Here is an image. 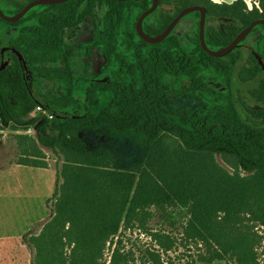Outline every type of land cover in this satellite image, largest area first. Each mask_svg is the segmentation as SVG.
Instances as JSON below:
<instances>
[{
	"label": "trees",
	"instance_id": "1",
	"mask_svg": "<svg viewBox=\"0 0 264 264\" xmlns=\"http://www.w3.org/2000/svg\"><path fill=\"white\" fill-rule=\"evenodd\" d=\"M29 1L9 0L6 14ZM160 1L178 9L157 8L146 16L142 28L148 35L162 32L187 6H204L207 16L230 17V23L220 26L206 20L205 42L212 49L226 46L251 21L264 18V0L251 9L243 0ZM150 5L151 0H67L34 6L16 22L0 18L17 27L6 43L19 50L31 76L62 84L61 93L51 96L38 88L30 93L11 52V61L0 71V130H34V135H15L17 163L47 168L44 148L64 155L49 198L53 215L37 233L28 231L22 238L33 250L31 264H137V258L139 264H173L169 252L178 243L197 248L192 264H260L264 258V235L256 229L264 226L261 109L245 107L250 115L244 117L229 89L219 92L223 100L210 109L174 105L169 84L171 78H189L192 91L211 93L208 73L228 87L232 75L246 80L261 68L251 53L252 62L237 66L243 57L237 48L223 57L209 56L199 43L198 28L188 36L187 47L174 29L160 42L144 41L135 23ZM88 18L96 25L93 37L82 46L69 43L66 32ZM263 30L257 25L249 34L259 40L256 49L264 43ZM75 48L83 55L92 48L100 52L101 74L109 80L77 76ZM251 95L263 99L264 83ZM37 105L53 118L37 113ZM64 112L70 117L59 118ZM104 127L113 129L111 135L138 140L142 157L120 168L115 154L86 138L88 130L99 133ZM180 212L185 213L178 216L180 238L146 226L153 213L174 225L172 214ZM134 227L148 232L153 243L137 249L138 256L123 235Z\"/></svg>",
	"mask_w": 264,
	"mask_h": 264
},
{
	"label": "rangeland",
	"instance_id": "2",
	"mask_svg": "<svg viewBox=\"0 0 264 264\" xmlns=\"http://www.w3.org/2000/svg\"><path fill=\"white\" fill-rule=\"evenodd\" d=\"M212 1L217 3H230L233 0ZM243 1L246 3L247 7H252L254 4H258V0ZM0 5L4 8L2 1H0ZM197 19L198 18L194 12L188 13L177 22L174 28L175 32L180 34L181 42L184 47L189 46V40H187L188 36H193L197 32ZM92 20V18H88L78 29L66 32V40L76 46L82 45L90 35V29L93 26ZM95 20L98 23L99 17L96 16ZM213 23L216 24L215 22ZM6 28L7 26L0 22V40L3 42H7L10 36V34L5 35L3 33ZM13 33L14 32H12V34ZM253 46L256 49L257 45L254 44ZM256 50L260 51V55L264 58V43H261ZM241 53L243 59H245V50H241ZM72 61L75 74L77 76L85 74V76L89 78L95 76L97 73L99 65L103 61V56L93 50V54L90 57H87L81 53V50L75 48V54L72 57ZM85 62H90L86 71H84ZM243 63V65L246 64L245 61ZM208 75L210 78L207 80V85L216 89V91L210 89L211 93L192 91L190 89L192 83L183 86L182 82L186 78H171L169 84L171 89L175 91L171 96V102L174 105H182L187 108L202 107L208 109L214 104L220 103L223 100V97L219 92H221V89H223L222 87L225 86V82L222 81L220 76L212 72L208 73ZM29 87L31 89L38 88L40 94L45 96H51L53 94L61 93L62 91V84L60 82L55 80H45L41 77H32L29 81ZM214 91L215 94L212 93ZM233 96H236L235 98L238 102L237 106L244 117L250 115V112L245 110V107L256 110L261 106L256 101L251 102V95L242 87H238L233 92ZM2 128L3 129L0 130V169H4L5 167L18 162L20 150L15 135L23 132L34 135V130L32 128L27 131H23L22 129H11L9 126H3ZM99 131L100 134L93 130H88L85 133L87 140L94 144H100L115 154L120 168H126L142 157L144 150L143 147L140 146L138 140L122 135H111L113 129L109 127H104ZM43 153V160L48 164L47 168L53 171L52 174L53 177H55L57 169L64 160V155L62 153L55 154L47 148L43 149ZM66 159H68V157H66ZM216 159L221 166L230 170L228 165L221 160L220 156L216 155ZM48 174L49 173H45L46 177L43 178L44 180L47 178L48 182L36 187L34 190H30L32 187L22 189L17 183L20 174H15L13 176L8 174L4 177V180L0 179V264H31L33 250L22 238L28 231L37 233L42 224L53 215V200L49 198L54 189V184L48 185L50 179ZM25 177H27V175ZM28 191H30V193L23 196V193H28ZM180 213L181 214H172V216L175 217L174 219H176L174 225L168 223V221L171 220L166 221L159 213H153L151 218L146 222V226L151 231L164 232L180 238L183 228L180 226L178 216L184 217L185 215L183 212ZM256 229L264 235V226H257ZM123 235L126 237L125 244L127 248H133L137 256V249H143L153 244L148 232H145L140 227L124 230ZM177 246L178 247L169 252L173 264H192L191 260L196 257L197 248L192 247L190 244L184 245L178 243ZM136 261L137 264H139L138 258ZM260 264H264V258L262 257L260 258Z\"/></svg>",
	"mask_w": 264,
	"mask_h": 264
},
{
	"label": "water",
	"instance_id": "3",
	"mask_svg": "<svg viewBox=\"0 0 264 264\" xmlns=\"http://www.w3.org/2000/svg\"><path fill=\"white\" fill-rule=\"evenodd\" d=\"M67 0H31L27 2L18 12L12 15H6L0 8V18L7 21V22H16L19 20L29 9H31L34 6L42 5V4H56L60 2H65ZM117 1H127V0H117ZM156 8H161L163 10H166L168 12H172L175 10L176 5L169 4L167 2H161L160 0H151V5L144 11L140 13V15L136 19L135 23V31L144 41L148 43H157L163 40L176 26L177 22L186 14L191 12H198L199 13V19H198V37H199V43L202 47V49L209 55L213 57H223L227 55L230 51H232L235 47L238 46L240 41L246 37L249 32L252 30V28L258 24L264 25V19H256L250 22L249 25L244 27L230 42L224 47H220L217 49L210 48L206 42H205V24H206V8L204 6L200 5H192L187 6L184 8H181L179 12L174 16V18L168 23V25L164 28V30L158 34L155 35H148L144 32L142 28L143 20L146 16L151 14L153 11H155ZM10 50H12L18 59V62L20 64L21 71L24 75H26L28 78L31 77L30 69L26 63V61L23 59L22 55L20 54L19 50L15 47H8ZM2 48L1 52L4 51ZM253 54L255 55L257 61L264 69V64L262 62L261 57L253 51ZM5 62L0 63V71L4 68ZM190 82L183 83V86H187ZM28 90L30 93L34 94L35 89H31L28 87ZM59 118L62 117H70V115L66 112H64L62 115L58 116Z\"/></svg>",
	"mask_w": 264,
	"mask_h": 264
},
{
	"label": "flooded vegetation",
	"instance_id": "4",
	"mask_svg": "<svg viewBox=\"0 0 264 264\" xmlns=\"http://www.w3.org/2000/svg\"><path fill=\"white\" fill-rule=\"evenodd\" d=\"M0 1H2L3 2V4H4V8L0 5V8H1V10L6 14V11L7 10H9V3H8V1L9 0H0ZM157 9V8H156ZM155 9V10H156ZM161 9V8H160ZM176 9H178V7H176L175 8V10ZM175 10H173V11H175ZM172 11V12H173ZM179 12V11H178ZM15 14V13H14ZM6 15H12V14H6ZM207 15V14H206ZM258 19H264V18H258ZM206 20H208V21H212V23L213 22H215L216 24V26H220V25H222V24H226V23H230L231 21H232V19L230 18V17H214V16H207V19ZM252 22V21H251ZM82 25V24H81ZM80 25V26H81ZM258 25H262V24H258ZM7 26V25H6ZM79 26V27H80ZM257 26V25H256ZM263 27H264V25H262ZM79 27H76L75 29H78ZM255 27V26H254ZM253 27V28H254ZM175 28V27H174ZM253 28H252V30H253ZM74 29V30H75ZM95 29H96V25L93 23V26H92V28L90 29V35H89V37L85 40V42H87L88 40H90L92 37H93V35H94V32H95ZM17 30V27L16 26H13V25H9V26H7V28L3 31V33L5 34V35H11L12 34V32H15ZM251 30V31H252ZM251 31L249 32V34L251 33ZM263 32H264V30H263ZM249 34L246 36V37H244L241 41H240V43L238 44V46L237 47H235L234 49H238L239 51H241V50H245V59H243V57L242 58H239L238 60H237V62H236V65L237 66H241V65H243L244 63V61L246 62V65L249 63V62H252L250 59H249V54L251 53V54H253V51L254 52H256L255 50H254V48H253V45L254 44H257L258 42H259V40H258V38L257 37H253V36H249ZM248 40H249V42H248ZM83 45V44H82ZM82 45H77V46H82ZM8 47H13V46H11L10 44H7L6 42L5 43H3L1 46H0V63L1 62H5V65H4V67L6 66V65H8L9 64V62L11 61V59H12V56H11V53H13L15 56H16V54L12 51V50H10ZM2 48H7V49H4V51L3 52H1V49ZM233 49V50H234ZM93 50L94 51H96V52H98L95 48H92L91 49V51H90V54L89 55H85V56H87V57H90L92 54H93ZM232 50V51H233ZM232 51H230V52H232ZM9 52H11V53H9ZM229 52V53H230ZM98 53H100V52H98ZM228 53V54H229ZM257 53V52H256ZM101 54V53H100ZM258 54V53H257ZM259 55V54H258ZM253 56L255 57V55L253 54ZM260 57H261V59H262V62H263V64H264V58L261 56V55H259ZM16 58H17V56H16ZM243 59V60H242ZM255 59H256V57H255ZM256 61H257V59H256ZM243 63V64H242ZM257 63H258V65L260 66V68H261V72L260 73H257L254 77H252V78H250V79H246V80H241V79H239L235 74L234 75H232V77L230 78V83H229V86L227 87V85H226V83H225V86L224 87H222L223 89H221V91H227V89H229L230 91H231V93H233L238 87H242V88H244L245 90H246V92H248L250 95H251V91L254 89V88H256L257 86H258V84L259 83H261V82H263L264 83V69L262 68V66L259 64V62L257 61ZM84 65L85 66H87V65H90V62H85L84 63ZM103 65H104V57H103V61L101 62V64L99 65V69H98V71H97V73L95 74V76H91V77H89L91 80H93V81H97L98 79H105V81H108L109 79L105 76V75H102L101 74V69H102V67H103ZM23 76H24V80H25V82H26V85H28V82L31 80V78H32V76L30 77V78H28L26 75H24L23 74ZM42 78V77H41ZM44 79V78H43ZM45 80H47V79H45ZM92 81V82H93ZM190 82V83H193L192 82V80H190L189 78H186V79H184L183 80V82L182 83H185V82ZM30 88V87H29ZM212 88V87H211ZM213 90H215L216 91V89L215 88H212ZM236 96H234V98H235ZM251 102H254V101H256L257 103H259L261 106H260V109H261V119L262 120H264V98L263 99H261V100H258V99H256L255 97H253L252 95H251ZM236 99V98H235Z\"/></svg>",
	"mask_w": 264,
	"mask_h": 264
},
{
	"label": "crops",
	"instance_id": "5",
	"mask_svg": "<svg viewBox=\"0 0 264 264\" xmlns=\"http://www.w3.org/2000/svg\"><path fill=\"white\" fill-rule=\"evenodd\" d=\"M45 173H49L48 175L50 179L48 185L54 184L56 176L53 177V171L49 168L34 167L20 163H14L8 167H5L4 169H0V179L4 180V177L8 174H11V176L20 174L17 179V183L22 187V189L32 187L30 190H34L36 187L44 185L45 182H48L47 178L46 180L43 179L46 177ZM26 175L27 177H25ZM29 193L30 191H28V193H23V196Z\"/></svg>",
	"mask_w": 264,
	"mask_h": 264
},
{
	"label": "built area",
	"instance_id": "6",
	"mask_svg": "<svg viewBox=\"0 0 264 264\" xmlns=\"http://www.w3.org/2000/svg\"><path fill=\"white\" fill-rule=\"evenodd\" d=\"M248 8L251 9V7H248ZM36 112L39 113L40 115L46 117L47 119L53 118V114L50 113L48 110H46L42 105H37Z\"/></svg>",
	"mask_w": 264,
	"mask_h": 264
}]
</instances>
